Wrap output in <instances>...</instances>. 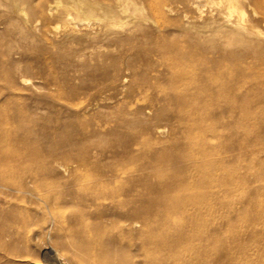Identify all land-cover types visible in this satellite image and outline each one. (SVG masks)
Listing matches in <instances>:
<instances>
[{"label":"rangeland","instance_id":"obj_1","mask_svg":"<svg viewBox=\"0 0 264 264\" xmlns=\"http://www.w3.org/2000/svg\"><path fill=\"white\" fill-rule=\"evenodd\" d=\"M162 1L171 9L162 7ZM220 1L204 0L201 20L215 14ZM224 1L232 4L225 11L230 20L240 21L244 31L254 27L255 32L264 33V0H257L258 13L248 6L254 0ZM18 2L0 0V103L9 110L24 107L36 116L32 129L40 139V153L67 155L66 146L79 142L82 150L72 156L87 161L92 169L123 161L116 143L129 132L139 131L145 143L161 136L171 147L177 140L178 149L200 166L197 175L185 177L192 184L198 176L202 179L198 192L218 190L208 183L211 179L229 180L220 196L230 227L212 239L214 243L228 244L224 252L232 256L237 254L235 246H255L232 264H264V152L251 155L256 147H248L235 161L231 158L228 167H214L222 154L212 131L224 129L195 121L191 106L176 104L186 102L189 94L171 80L173 57L180 48L190 50L187 36L198 25L182 22L177 0H23L22 12L9 8ZM219 25L214 23L211 29ZM235 43H226L223 34H216L200 55L186 57L204 62L229 50L233 61L234 55L244 52ZM259 92L264 95V87ZM220 106L214 101L206 108L217 113ZM180 117L193 122L187 127L186 122H177ZM186 128L189 133L184 136ZM138 164L126 165L130 176L137 174ZM57 175L56 188L36 192L42 201L0 194V264L54 263L56 252L70 264H82L81 260L92 264L90 256L77 249L75 238L117 236L112 223L96 221L94 207L73 199L81 190L66 186L70 173ZM166 205L189 211L176 200ZM7 213L13 214V221L4 218ZM214 221L202 220L201 228L213 229ZM247 224H252L254 233L230 240L231 233L240 234Z\"/></svg>","mask_w":264,"mask_h":264},{"label":"bare ground","instance_id":"obj_2","mask_svg":"<svg viewBox=\"0 0 264 264\" xmlns=\"http://www.w3.org/2000/svg\"><path fill=\"white\" fill-rule=\"evenodd\" d=\"M203 1L176 2L180 6L178 14L182 22L198 25L194 33L187 36L190 50L180 48L176 51L178 56L173 57L171 80L189 94L186 102L176 101L178 106H191L195 121L225 130L212 131L213 137L220 141L222 154L213 165L224 168L228 167L231 158L235 161L233 158L240 157L248 147H256L251 155L264 152V95L259 92L264 87V33L255 32L254 27L244 31L239 26L240 21L230 20L225 11L232 4L224 0L219 2L218 6H222L215 14L201 20ZM25 6L23 0H19L9 8L22 12ZM161 6L171 9L167 2L162 1ZM248 6L256 9L259 4L254 0ZM254 13H258L257 9ZM261 14L264 16V12ZM137 18L140 19L141 14ZM214 23L220 25L211 29ZM216 34H223L226 43L236 42L244 52L234 55L233 61L229 60L233 55L229 50L216 58H206L204 62L187 59V54L198 56L205 51L211 36ZM9 76L12 78L13 73ZM214 101L221 104L217 113L206 108ZM35 120L36 116L24 107L9 110L0 103V194L42 201L36 192L56 188L58 172L70 173L72 179L66 186L81 190L80 194L73 195V199L88 202L95 208L96 221L100 224L110 222L117 230V236L113 238H75L77 249L89 255L92 264H232L239 254L256 249L255 246L243 248L238 245L235 246L237 254L232 256L224 252L228 244L214 243L212 239L224 235L230 227L220 196L229 180L211 179L208 183L219 189L206 194L198 192L202 179L198 176L192 184L185 177L197 175L200 166L188 153L178 149L179 141L170 147L160 136L154 142L145 143L139 131H132L121 141L119 136L116 143L124 155L123 161L107 167L95 165L91 169L87 161L72 156L82 148L79 142L66 146L67 155L41 154L40 139L32 129ZM177 122H186L188 127L193 121L180 117ZM188 129L182 135L187 136ZM157 132L161 135L163 131L159 128ZM149 152L152 155L144 157ZM201 153L195 150V154ZM133 162H139L137 174L130 176L126 165ZM167 163L169 165H165ZM235 163L238 165L239 161ZM181 190L189 191V194L182 195ZM173 200L189 207V211L173 210L166 205ZM4 218L13 221V214L7 213ZM210 218L217 220L215 227L201 228L202 220ZM246 232L254 233L252 224H247L240 234L231 233L230 240L237 241ZM47 264L70 263L59 259L56 252L54 263Z\"/></svg>","mask_w":264,"mask_h":264}]
</instances>
